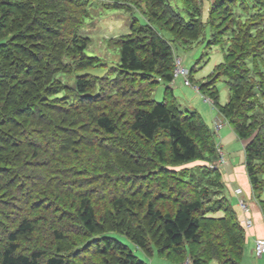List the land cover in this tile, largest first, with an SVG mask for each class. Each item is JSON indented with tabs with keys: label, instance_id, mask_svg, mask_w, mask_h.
<instances>
[{
	"label": "rangeland",
	"instance_id": "1",
	"mask_svg": "<svg viewBox=\"0 0 264 264\" xmlns=\"http://www.w3.org/2000/svg\"><path fill=\"white\" fill-rule=\"evenodd\" d=\"M49 1H52L50 9L39 6L43 11L41 23L26 31L24 36L31 54H41L42 48H50L48 50L58 56L60 63H53V67L59 72L53 76L52 87H67L60 97L72 99L69 108L74 111L61 115L66 121L59 133V151L53 157L50 153L46 155L50 160L35 171L39 177L30 175L32 179L14 181L11 189L0 195V252L8 233L14 231L22 219H27L32 224V232L17 239L20 253L58 255L68 264H124L126 254H132L135 261L143 264H192L204 249L212 250L207 240L208 231L214 228L215 222L203 221L202 230L207 237L201 244L185 243L181 253L171 252L163 248L161 223H150L148 206L151 204L154 210L173 214L182 201L195 197V177L189 176L202 177L199 170L205 165L208 169L218 167L220 173V184L211 187V198L226 196L234 212H238L239 199L244 193L249 194L244 168L245 143L218 115L208 94L215 85L220 105L229 97L226 86L229 79L215 77L213 81L216 65L225 61V68L241 52L247 56L246 61H254L253 53L264 52L261 41L264 28L259 32L260 23L264 22V0H247V4L246 0H169L173 9L183 16L180 22L185 21L190 29L171 23L166 27L169 14L163 16L162 23H155L148 15V0H87L83 6L76 1ZM49 11L54 16L51 22L48 21ZM232 15L244 17H237L234 22ZM247 16H251L250 19L240 25L239 21L243 22ZM48 23L53 25L55 35H46L42 29ZM142 24L156 30L173 48L172 74L178 66L176 58L184 68V78H175L171 85L173 95L167 94L161 79L125 75L117 67L119 50L115 46L119 40H132L139 54L145 56V37L139 31ZM73 34L86 40L85 51L90 57L79 55L77 47L69 46ZM249 35L252 40L247 45L244 40H250ZM43 38L47 42L41 41ZM47 43L50 46H46ZM225 54L229 55L227 60ZM255 62L254 66H249L250 72L263 78L264 67L260 60ZM235 74L232 73L234 78ZM76 76L99 78L90 96H97V102L85 99L88 106L79 105V98L70 90L74 88ZM184 80L189 81V86ZM165 95L178 115L188 116L185 111H196L213 133L211 147L214 151L208 159L174 164L165 134L160 133L155 141L147 142L130 133L126 114L151 99L160 102ZM133 102L138 103L134 105ZM99 112L113 118L117 127L114 135H106L94 124V114ZM219 124L222 127L217 129ZM197 141L207 142L203 136ZM157 148L162 150L163 159L157 154ZM220 152L224 155L223 164ZM231 166L236 181L231 180ZM207 177L213 179L215 174L202 178ZM236 185L244 191L240 196L233 192ZM83 198L90 201L94 211V233H88L77 216ZM117 201H120L119 206L115 205ZM221 215L215 211L207 218Z\"/></svg>",
	"mask_w": 264,
	"mask_h": 264
},
{
	"label": "trees",
	"instance_id": "2",
	"mask_svg": "<svg viewBox=\"0 0 264 264\" xmlns=\"http://www.w3.org/2000/svg\"><path fill=\"white\" fill-rule=\"evenodd\" d=\"M47 1L49 5L45 0H0V195L5 192L4 190H10L14 181L32 179L33 175L39 177V173L35 171L45 166L44 163H47L50 157L56 156L59 151H57V146L61 145L59 133H62L63 122L66 121L61 118V115L74 111L72 107L69 108L72 105L70 104L72 99L63 100L60 97L65 89L68 90L67 87L63 89L52 87L55 82L53 76L59 72L53 67V63H60L58 56L52 54L48 50L50 48H42V52H39L41 54H31L28 50L27 38L24 36L26 31L34 29L41 23L43 11L39 6L41 4L42 9L44 6L50 9L52 1ZM60 1L82 2L80 5L83 6L82 4L87 0ZM82 8L85 11V8ZM147 10L149 18L155 23H162L163 16L169 14V21L165 23L166 27L171 23L172 26L180 25L185 26L184 29H190L185 21L180 22L183 16L173 9L169 0H148ZM49 14L51 17L48 21L51 22L54 16L50 11ZM231 17L234 22H237V17L244 16L232 15ZM250 17L247 16L243 22L239 21L240 25H244ZM80 19L82 21L83 16ZM260 25L259 32L263 31L264 22ZM172 26H170V32L174 31ZM42 29L46 35H55L53 25L50 23L42 26ZM139 31L145 37L146 54L142 57L132 40H119L115 46L119 50L117 63L119 71L125 75L159 78L165 83L167 94L173 95L171 86L174 84L173 48L151 27L142 24ZM250 35V40H244L247 45L252 40ZM42 40L47 42L44 38ZM17 41L20 43L16 44ZM261 41L264 42V40ZM246 43L244 46H247ZM86 45V40L77 34H73L69 40V46L77 47L79 55L90 57L85 51ZM242 54L243 52L235 56V60L227 64L225 68L223 67L225 61L219 63L212 72V75H215L213 81L215 77L229 79L226 84L229 91L227 102L224 105L219 104V95L214 82L213 90L208 95L217 112L227 121L237 137L245 142V171L253 195L259 198L264 188L262 180L264 175V77L250 72L249 66H254L255 60V63L260 60V64L264 67V52L260 55L253 53L254 61H246L247 56ZM228 58L229 55L225 54L224 59ZM241 65L245 67L241 68ZM222 67L223 71L219 73ZM230 71L236 73L235 78ZM98 80V77L76 76L74 88L70 90H73L79 98V105L88 106L85 99H90L91 103L98 101L97 96L90 97L91 90L94 89ZM74 107L79 109L77 106ZM136 107L126 114L129 117L126 122L128 130L147 142L155 141L160 133L165 134L172 163L189 164L197 160L203 161L213 153L211 144L214 135L196 111H185L189 113L188 116L178 115L166 95L160 102L151 99L146 104ZM93 122L106 135L112 136L116 133L117 127L113 118L105 113L94 114ZM71 131L75 132L73 128ZM74 132L71 133L75 134ZM202 136L207 141L204 144L197 141ZM202 151L205 153L203 154ZM162 153V150L157 148V154L161 158ZM47 154L50 157H47ZM208 167L205 165L204 168L207 170L204 168L199 170L202 177L213 173L215 177L211 179L190 175V178L195 177L194 184L197 186L195 197L182 201L173 214L154 210L150 204L147 210L150 223L155 221L161 223L164 249L181 253L185 243L201 244L205 240L207 233L202 230L205 219L214 221L215 226L210 232L208 231L209 240H207L212 245V250L204 249L201 256L194 259L192 264H209L212 260L218 264H239L245 241L244 229L225 196L211 198L210 192L213 193L211 187H218L220 184V173L217 167L215 169H208ZM183 181L186 182V180ZM115 205L119 206L120 201H117ZM261 210L264 217V203H261ZM215 211L221 212L222 215L217 218H207V215ZM77 216L88 233L95 232L94 211L88 199L80 200ZM31 232L32 224L27 219H22L18 227L8 233L6 244L0 252V264H68L58 255L47 257L40 252L20 253L17 239ZM57 236L60 237L59 234ZM124 262V264H143L138 260L135 261L132 254H126Z\"/></svg>",
	"mask_w": 264,
	"mask_h": 264
},
{
	"label": "crops",
	"instance_id": "3",
	"mask_svg": "<svg viewBox=\"0 0 264 264\" xmlns=\"http://www.w3.org/2000/svg\"><path fill=\"white\" fill-rule=\"evenodd\" d=\"M222 105H224V104H222ZM218 115H220V114H218ZM221 118H223V117L221 116ZM213 126H214V124H213ZM219 132H220V130L217 133L219 134ZM221 146H222V144L220 143L219 147L222 150ZM231 169L233 172L232 177L234 178V179L231 178V180L236 181V177L234 175V171H233L232 166H231ZM262 180L264 181V175L262 177ZM235 184H236V182H235ZM249 186H250V183H249ZM237 188H239V187H237V185H236L235 189H237ZM234 190H233V192H234ZM242 192L244 193L243 190H242ZM252 195H253V193H252V189L250 186L249 194L244 193V195L241 196V198L243 197V199L246 200V204H247V211L246 212H243L238 206H236V207H238V212H235L236 217H237L240 225L244 229V234H245L243 252H242V255L240 257L239 264H264V255L260 258H256L254 256V252H253L255 241L257 239L264 240V217H263L262 210H261V203H264V188H263L259 198H256L255 196L252 197ZM252 199L254 200L253 203H252ZM247 219H249L252 222V225L249 228H246L243 224V222ZM211 262H213V264H218L215 260H212L209 263H211Z\"/></svg>",
	"mask_w": 264,
	"mask_h": 264
},
{
	"label": "built area",
	"instance_id": "4",
	"mask_svg": "<svg viewBox=\"0 0 264 264\" xmlns=\"http://www.w3.org/2000/svg\"><path fill=\"white\" fill-rule=\"evenodd\" d=\"M176 59H177L176 63L178 64V66H177V68L174 69V72H173V78H174V79H175V78H181V77L184 78V76H185V73L183 72V71H184V68L180 65V59H179V58H176ZM184 84H185L186 86H189V81H188V80H184ZM220 128H221V124H219V125L217 126V129H220ZM220 153H221L220 161H221V163L223 164V163H224V155H223L222 152H220ZM217 168H218V167H217ZM234 194H235L236 196H240V195L242 194V191H241L239 188H238V189H235V190H234ZM238 202H239V208H240L243 212H246V211H247V204H246V201H245L243 198H240ZM243 224H244V226H245L246 228H249V227H251L252 222H251L249 219H247V220H245V221L243 222ZM253 252H254V256H255L256 258H260V257H262V256L264 255V240H262V239H257V240L255 241Z\"/></svg>",
	"mask_w": 264,
	"mask_h": 264
}]
</instances>
